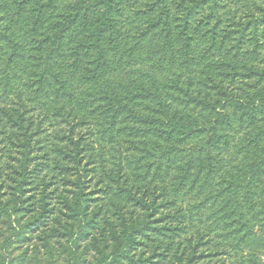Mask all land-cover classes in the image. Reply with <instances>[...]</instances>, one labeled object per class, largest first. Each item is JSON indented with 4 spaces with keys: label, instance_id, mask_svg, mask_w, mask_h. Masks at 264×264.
<instances>
[{
    "label": "trees",
    "instance_id": "1",
    "mask_svg": "<svg viewBox=\"0 0 264 264\" xmlns=\"http://www.w3.org/2000/svg\"><path fill=\"white\" fill-rule=\"evenodd\" d=\"M0 99L64 126L79 182L111 168L127 245L264 264V0H0Z\"/></svg>",
    "mask_w": 264,
    "mask_h": 264
},
{
    "label": "rangeland",
    "instance_id": "2",
    "mask_svg": "<svg viewBox=\"0 0 264 264\" xmlns=\"http://www.w3.org/2000/svg\"><path fill=\"white\" fill-rule=\"evenodd\" d=\"M11 109L9 101L0 99V264L175 262L177 242L182 241L179 251L185 245L183 235L166 237L150 231L151 239L137 237L135 245L133 241L127 245L112 214L114 206L131 210L139 223L142 212L124 199H110L116 190L107 175L111 168L104 173L88 166L79 182L75 165L51 151L66 141L61 138L64 126L50 125L33 111L25 112V129H20L6 116ZM107 222L116 226L114 232ZM170 241L174 245L166 246ZM258 249L249 250L264 255ZM224 260L223 256L203 257L188 264H226Z\"/></svg>",
    "mask_w": 264,
    "mask_h": 264
}]
</instances>
